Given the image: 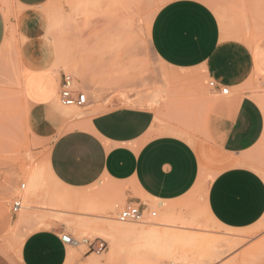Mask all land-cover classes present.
Instances as JSON below:
<instances>
[{"label":"crops","instance_id":"0c3cea01","mask_svg":"<svg viewBox=\"0 0 264 264\" xmlns=\"http://www.w3.org/2000/svg\"><path fill=\"white\" fill-rule=\"evenodd\" d=\"M52 1L12 0L25 11L21 21L26 41L20 47L21 62L29 73L28 80L20 82L26 107L24 125L49 143L52 180L67 191L81 192L71 200L83 204L87 191L105 184L124 187L160 206L202 184L205 209L217 225L229 230L255 225L264 216V180L246 165L243 155L262 139L264 113L243 89L253 80L264 81V0H246L240 14L234 13L225 22L224 31L220 4L216 12L207 0H168L153 16L148 45L164 68L185 78L207 77L227 87L228 93L234 92L221 102L197 97V106L211 103L214 113L207 119L192 120L191 128L183 127L174 114L175 105L162 106L158 116L131 106L140 99L130 98L123 106L107 92L108 96L96 100L90 92L100 88L92 83L88 85L89 103L79 108L82 115L66 118L57 100L63 72L51 70L54 54L42 37L46 21L36 13ZM252 26L259 33L252 32ZM8 34L0 5V51ZM158 132L225 134L220 141V137L188 139ZM69 149L72 158L83 162L81 169L73 171L63 162ZM5 190L8 196L10 189ZM125 201L141 203L139 198ZM101 205L99 208L104 207ZM62 234L65 230L59 227L30 232L21 244L19 263L65 264L68 251L60 240Z\"/></svg>","mask_w":264,"mask_h":264},{"label":"rangeland","instance_id":"374dc122","mask_svg":"<svg viewBox=\"0 0 264 264\" xmlns=\"http://www.w3.org/2000/svg\"><path fill=\"white\" fill-rule=\"evenodd\" d=\"M167 1L53 0L36 11L46 21L42 37L54 54L51 70L56 74L60 71L70 74L76 87L87 93L88 86L87 90L84 89L83 81L88 85H97L100 89L90 92L96 100L108 96L107 92L112 93L111 96L123 106L130 103V98L140 99L131 103V106L146 108L156 112L158 116L162 106L168 109L175 105L177 110L174 114L181 118L183 127L191 128L192 120L210 118L214 113V105L210 103L197 106L196 98L221 102L234 92L218 95L210 90L208 83L212 80L207 77L199 75L185 78L177 72L169 71L155 59L149 48V25L155 13ZM207 2L216 12L220 4V22L224 31L225 22H230L234 13L240 14L246 0ZM0 5L4 10L9 33L0 51V264H20L19 252L24 238L33 230L54 227L65 230L67 235L80 242L83 239L90 242L102 240L107 246L100 255L88 251L83 244L66 246L73 256L65 264H88L93 259L104 261L112 248L110 240L101 236L99 231H108V217L119 224L116 221V206H125L126 198H139L149 210L156 212L154 218L147 219L144 227L158 224L172 214L173 224L180 227L177 230L183 234L194 235L212 243L220 242L217 261L198 259L191 263L177 261L176 264H264V216L255 225L244 230L220 227L205 209V185L202 184L179 200L164 206L124 187L110 184L87 191L88 199L84 204L71 200L73 195L81 192L67 191L52 180L48 172L49 143L28 132L24 125L26 107L21 99L20 82L22 79L23 83L26 82L29 73H26L21 62L20 47L26 41L21 21L25 11L12 0H0ZM252 27V32L259 33L255 30L257 26ZM246 30L249 33L248 27ZM69 63L76 65L81 76L72 70ZM245 92L259 104L264 113V81H251L244 87L243 93ZM191 101L195 104L188 105L187 102ZM81 115L79 108L65 109V116L69 120ZM158 122L159 118L156 119V123ZM158 133L188 139L200 136L217 140L220 137V141L225 134ZM243 160L264 180V134L258 144L243 155ZM37 173L42 175V184H33L29 188L28 180ZM21 185H24V189H21ZM7 188L10 189L8 196L5 195ZM17 198L22 201V209L14 215L11 204ZM103 199L104 207L99 208ZM117 238L127 246L144 243L130 228L117 233ZM224 250L228 252L225 253ZM146 258L145 263L155 260L154 257H149L148 260ZM169 262L174 261H166L164 264Z\"/></svg>","mask_w":264,"mask_h":264},{"label":"bare ground","instance_id":"6f19581e","mask_svg":"<svg viewBox=\"0 0 264 264\" xmlns=\"http://www.w3.org/2000/svg\"><path fill=\"white\" fill-rule=\"evenodd\" d=\"M69 64L72 66V70L81 76V72L76 65ZM83 85V88L87 90L88 84H86V81H83ZM68 112L70 113V110H68ZM33 184H42L41 173L32 175L28 180L29 188ZM170 215L171 217L167 216L164 221L148 227H144L143 224L142 227L125 226L120 223L116 224L115 221L110 220L109 217L108 219L106 218L109 222L107 225L108 231L101 230L99 233L101 236L106 237L107 240H110L111 244H109L112 250L109 251L104 261L101 260L100 262L99 260L93 259L89 261L88 264H164L166 261H174L173 263L177 261L191 263L198 259H201V261L203 259L206 261H217L216 258H219L217 256L220 249L218 243L220 242L212 243L209 240L198 239L194 237V235L183 234L181 231L177 230L180 227L173 224L172 214ZM170 219H172V221ZM127 228L132 229L133 232L144 240L143 245L136 244L135 246H127L118 240L117 233ZM224 251L225 253L228 252L226 250ZM72 256L71 251H69L66 260H69ZM148 256L154 257L155 260L151 259L150 262L145 263V258ZM219 256H221V254ZM251 259L253 258L251 257Z\"/></svg>","mask_w":264,"mask_h":264},{"label":"built area","instance_id":"2783aa9c","mask_svg":"<svg viewBox=\"0 0 264 264\" xmlns=\"http://www.w3.org/2000/svg\"><path fill=\"white\" fill-rule=\"evenodd\" d=\"M208 86L211 91L218 92L221 95H227L229 91L227 87L218 85L214 81H210ZM57 100L59 105L64 108H83L89 103V95L87 91L76 87L75 80L70 74L63 73L59 84ZM21 189H24V185H21ZM21 209L22 201L17 198L11 204V212L15 215ZM116 209V221L121 224H145L148 218L156 216V212L149 210L148 206L144 203L128 202L123 207L117 205ZM60 240L65 246H79L83 244L88 248V251H92L96 255L102 254L107 248L106 243L102 240L90 242L87 239H83L80 242L67 234H62ZM168 264L176 263L169 262Z\"/></svg>","mask_w":264,"mask_h":264},{"label":"snow or ice","instance_id":"6c2138e0","mask_svg":"<svg viewBox=\"0 0 264 264\" xmlns=\"http://www.w3.org/2000/svg\"><path fill=\"white\" fill-rule=\"evenodd\" d=\"M71 151H72L71 149L68 150L69 155H68V157H66V158L64 159L63 162L66 163L67 166H68L71 170L76 171V170L81 169L83 162H79V163H78L74 158H72V157H71Z\"/></svg>","mask_w":264,"mask_h":264}]
</instances>
